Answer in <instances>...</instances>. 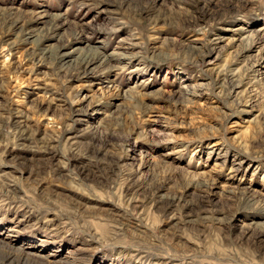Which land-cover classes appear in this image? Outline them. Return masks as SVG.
<instances>
[{"label": "rangeland", "instance_id": "1", "mask_svg": "<svg viewBox=\"0 0 264 264\" xmlns=\"http://www.w3.org/2000/svg\"><path fill=\"white\" fill-rule=\"evenodd\" d=\"M0 264H264V0H0Z\"/></svg>", "mask_w": 264, "mask_h": 264}, {"label": "bare ground", "instance_id": "2", "mask_svg": "<svg viewBox=\"0 0 264 264\" xmlns=\"http://www.w3.org/2000/svg\"><path fill=\"white\" fill-rule=\"evenodd\" d=\"M42 17H44V16H42ZM87 59H88V58H87ZM90 59H93V58H90ZM82 60H83V59H82ZM84 60H85V59H84ZM88 61H89V60H88ZM85 62H86V61H85ZM85 62H84V63H85ZM89 62L91 63L92 61H89ZM89 62H88V63H89ZM84 63H83V64H84ZM81 65H82V64H81ZM85 65H86V64H85ZM86 68H87V67H86ZM80 69H81V68H80ZM255 239H256V238H255Z\"/></svg>", "mask_w": 264, "mask_h": 264}]
</instances>
